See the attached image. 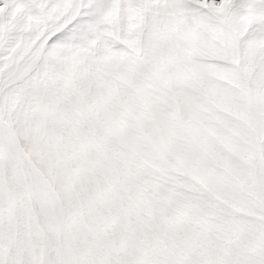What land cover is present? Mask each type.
<instances>
[{"label": "snow or ice", "instance_id": "6c2138e0", "mask_svg": "<svg viewBox=\"0 0 264 264\" xmlns=\"http://www.w3.org/2000/svg\"><path fill=\"white\" fill-rule=\"evenodd\" d=\"M0 264H264V0H0Z\"/></svg>", "mask_w": 264, "mask_h": 264}]
</instances>
